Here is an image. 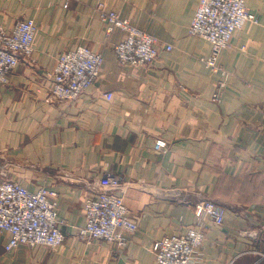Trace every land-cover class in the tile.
<instances>
[{
    "label": "crops",
    "instance_id": "0c3cea01",
    "mask_svg": "<svg viewBox=\"0 0 264 264\" xmlns=\"http://www.w3.org/2000/svg\"><path fill=\"white\" fill-rule=\"evenodd\" d=\"M199 2L0 0L4 27L37 24L34 60L0 85V182L54 190L65 237L57 249L7 252L0 231V264H157V241L191 227L205 233L193 264H264V0H246L259 21L220 54L222 90V74L200 59L208 42L188 33ZM100 3L174 48L123 67L114 45L126 34L106 32ZM78 46L103 54L100 77L74 102H46L58 59ZM106 173L122 178L116 193L139 224L125 246L80 234L86 199ZM206 199L224 205L222 224L197 210Z\"/></svg>",
    "mask_w": 264,
    "mask_h": 264
},
{
    "label": "built area",
    "instance_id": "2783aa9c",
    "mask_svg": "<svg viewBox=\"0 0 264 264\" xmlns=\"http://www.w3.org/2000/svg\"><path fill=\"white\" fill-rule=\"evenodd\" d=\"M106 32H125V37L114 45L118 61L123 67L145 66L156 59L161 50L174 46L162 43L159 38L133 25L120 12L108 11L103 3L97 7ZM258 22V16L246 4V0H200L188 33L206 40L210 47L207 56L200 59L214 72H220L226 85L228 72L219 64L221 52L230 46L236 30L247 22ZM37 24L34 19H22L8 29L0 23V85L10 82L12 73L24 60L33 61L34 39ZM103 54L86 46L66 51L57 61L53 83L45 101L74 102L94 85L100 76ZM112 98V92H104ZM220 92L215 95L219 98ZM156 149L166 150L167 142L157 140ZM97 184L96 193L85 202L86 223L80 228L82 236L104 239L125 246V233H135L138 221L129 212L124 197L116 193L123 183L122 178L112 173L104 174ZM94 188V187H93ZM57 193L47 185L32 191L13 179L0 182V231L5 232V250L13 251L21 244L43 245L57 249L65 237L59 228ZM216 224L225 217L224 205L206 199L196 205ZM205 233L201 228H188L185 233L166 236L157 241L155 256L157 264H193L201 256Z\"/></svg>",
    "mask_w": 264,
    "mask_h": 264
},
{
    "label": "rangeland",
    "instance_id": "374dc122",
    "mask_svg": "<svg viewBox=\"0 0 264 264\" xmlns=\"http://www.w3.org/2000/svg\"><path fill=\"white\" fill-rule=\"evenodd\" d=\"M106 10H107V9H106ZM108 11H113V10H108ZM114 11H116V10H114ZM117 12H120V11H117ZM120 14H121V13H120ZM194 16H195V15H194ZM225 49H226V48H225ZM115 52H116V51H115ZM119 63H120V62H119ZM120 65H121V64H120ZM99 77H100V76H99ZM99 77H98V78H99ZM91 86H93V85H91ZM91 86H90V87H91ZM90 87H89V88H90ZM89 88H88V89H89ZM88 89H87V90H88ZM87 90H86V91H87ZM81 96H82V95H81ZM224 208H225V207H224Z\"/></svg>",
    "mask_w": 264,
    "mask_h": 264
}]
</instances>
